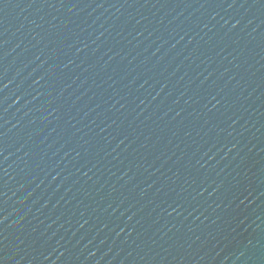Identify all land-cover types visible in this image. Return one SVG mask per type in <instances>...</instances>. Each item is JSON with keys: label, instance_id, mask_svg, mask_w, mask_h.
Returning <instances> with one entry per match:
<instances>
[{"label": "water", "instance_id": "water-1", "mask_svg": "<svg viewBox=\"0 0 264 264\" xmlns=\"http://www.w3.org/2000/svg\"><path fill=\"white\" fill-rule=\"evenodd\" d=\"M0 264H264V0H0Z\"/></svg>", "mask_w": 264, "mask_h": 264}]
</instances>
